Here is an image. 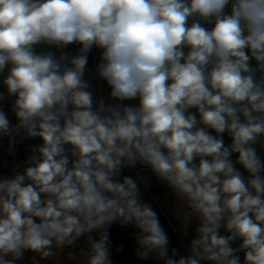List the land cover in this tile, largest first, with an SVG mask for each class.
Returning a JSON list of instances; mask_svg holds the SVG:
<instances>
[{
    "label": "clouds",
    "instance_id": "obj_1",
    "mask_svg": "<svg viewBox=\"0 0 264 264\" xmlns=\"http://www.w3.org/2000/svg\"><path fill=\"white\" fill-rule=\"evenodd\" d=\"M0 88V264H264V0H0Z\"/></svg>",
    "mask_w": 264,
    "mask_h": 264
},
{
    "label": "rangeland",
    "instance_id": "obj_2",
    "mask_svg": "<svg viewBox=\"0 0 264 264\" xmlns=\"http://www.w3.org/2000/svg\"><path fill=\"white\" fill-rule=\"evenodd\" d=\"M94 55H95V53H94ZM0 91H6V89L0 88ZM17 140H18V137L16 138V142L14 143V145L11 149L9 147V141H8L7 146L4 148L7 158L3 160L4 161V167H3L4 174L3 175L0 174V179H10V178H13L17 173H21L19 171V164L15 158V156H16L15 147H16ZM36 155H38V141H36V143L33 147H30L28 149V152L26 154V160H25V166L26 167L29 166L30 161H31V157L36 156ZM141 182L143 184L142 178H141ZM169 206H170L169 200L164 196H160L158 208L160 209V211L162 212V214L164 215V217L166 218V220L168 222V226L171 230V236H172L173 242L177 243L180 239V233H179V230L175 227V225L171 221V217H170L169 212H168ZM85 243H86V241L84 239H80L73 247L75 249H79V248H82V246ZM70 250L71 249H69V248H64L65 253H67ZM53 251L56 252V255H54L53 257H51L47 260L41 259L40 264H65L66 256L60 255L59 251H57V249H56L55 244L53 245Z\"/></svg>",
    "mask_w": 264,
    "mask_h": 264
},
{
    "label": "trees",
    "instance_id": "obj_3",
    "mask_svg": "<svg viewBox=\"0 0 264 264\" xmlns=\"http://www.w3.org/2000/svg\"><path fill=\"white\" fill-rule=\"evenodd\" d=\"M94 55V54H93ZM22 141V142H21ZM2 146L0 147V158H2L3 160L7 158L6 156V152H5V147L7 146L8 144V140L5 139L3 142H2ZM36 141H33V140H29V139H26L24 137V134L21 133L19 136H18V140H17V143H16V161L18 162L19 164V171L20 172H23V170L26 168L25 166V160H26V154L28 152V149L30 147H33L35 145ZM0 174L3 175L4 174V169L0 170ZM129 175H132L134 178H137L138 180L141 181V178L143 179V184L141 182V187L144 188L147 184V179L146 177H144L142 174H141V171L140 170H129L128 173ZM154 183V182H153ZM159 192V190H156ZM162 195V194H161ZM159 209V208H158ZM160 211V209H159ZM161 213V219L162 221L164 222L165 224V227L168 229L170 235H171V230L168 226V222L166 220V218L164 217V215L162 214V212L160 211ZM112 232H113V240L115 243H121V242H124L126 244V248H125V251L124 253H122L120 256H118L116 259L117 261L119 262V264H131L132 260L134 259V256L132 255V251H131V245L129 242H127L126 240V237L120 233L119 229L118 228H113L112 229ZM85 245V244H84ZM83 245V246H84ZM82 246V247H83Z\"/></svg>",
    "mask_w": 264,
    "mask_h": 264
}]
</instances>
